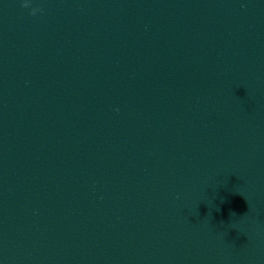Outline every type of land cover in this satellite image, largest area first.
Segmentation results:
<instances>
[{
  "label": "clouds",
  "instance_id": "obj_1",
  "mask_svg": "<svg viewBox=\"0 0 264 264\" xmlns=\"http://www.w3.org/2000/svg\"><path fill=\"white\" fill-rule=\"evenodd\" d=\"M22 6H23V7H28L27 2H25ZM37 11H41V9H36V8H34V9H32V13H31V14H32V15H35Z\"/></svg>",
  "mask_w": 264,
  "mask_h": 264
}]
</instances>
